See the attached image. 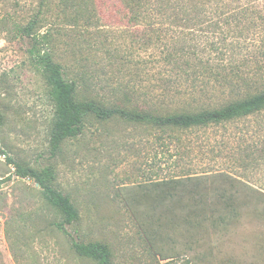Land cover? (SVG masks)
Returning a JSON list of instances; mask_svg holds the SVG:
<instances>
[{
	"label": "rangeland",
	"instance_id": "rangeland-1",
	"mask_svg": "<svg viewBox=\"0 0 264 264\" xmlns=\"http://www.w3.org/2000/svg\"><path fill=\"white\" fill-rule=\"evenodd\" d=\"M60 6L61 0H0V110L6 118L0 129V264H97L74 251L72 238L107 243L113 264H264V160L253 158L264 142V111L186 135L196 147L179 152L158 145L141 126L90 116L84 134L52 155L51 86L30 53L31 38L19 28L38 19L35 31L47 35L65 67L79 59L71 42L100 31L81 34L85 29L64 25ZM124 41L130 46L129 37ZM145 55L138 50L135 57ZM262 91H227L203 106L223 107ZM170 107L202 108L178 98ZM8 157L56 168L55 186L79 211L78 221L66 225L71 236L54 225L63 216L39 185L16 175ZM200 165L218 170L177 176Z\"/></svg>",
	"mask_w": 264,
	"mask_h": 264
},
{
	"label": "trees",
	"instance_id": "trees-1",
	"mask_svg": "<svg viewBox=\"0 0 264 264\" xmlns=\"http://www.w3.org/2000/svg\"><path fill=\"white\" fill-rule=\"evenodd\" d=\"M59 18L64 25L85 29L81 34L91 27L101 32L91 33L85 42H71L79 59L65 67L55 60L47 35L35 31L38 19L19 28L31 38L30 53L51 86L56 115L52 155L67 139L84 134L90 116L141 126L156 136L158 145L179 152L196 147L186 135L264 111V91L223 107L203 106L204 100L221 99L227 91L235 95L264 86V0H61ZM103 26L112 27L106 30L109 34ZM127 37L130 46L124 41ZM138 50L148 55L136 58ZM177 98L202 108L173 110L170 106ZM5 120L0 110V129ZM240 150L250 156L248 148ZM256 152L253 158L264 160V142ZM8 160L16 175L39 185L47 202L63 216L54 225L70 235L66 225L78 221L79 211L55 186L56 168L37 169ZM204 168L218 170V165L184 169L177 176ZM72 248L97 264H113L107 243L72 238Z\"/></svg>",
	"mask_w": 264,
	"mask_h": 264
}]
</instances>
